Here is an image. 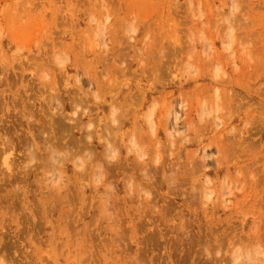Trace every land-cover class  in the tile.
<instances>
[{"label":"rangeland","instance_id":"rangeland-1","mask_svg":"<svg viewBox=\"0 0 264 264\" xmlns=\"http://www.w3.org/2000/svg\"><path fill=\"white\" fill-rule=\"evenodd\" d=\"M0 264H264V0H0Z\"/></svg>","mask_w":264,"mask_h":264}]
</instances>
